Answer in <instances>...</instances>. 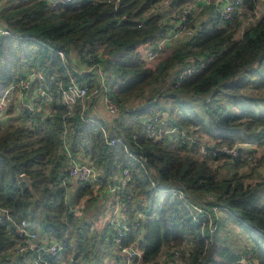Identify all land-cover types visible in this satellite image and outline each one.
Instances as JSON below:
<instances>
[{
  "label": "trees",
  "instance_id": "obj_1",
  "mask_svg": "<svg viewBox=\"0 0 264 264\" xmlns=\"http://www.w3.org/2000/svg\"><path fill=\"white\" fill-rule=\"evenodd\" d=\"M158 1L119 0L114 5L103 0H79L72 5L58 4L52 8L46 0H39L37 12L26 13L18 20H13L12 16L4 19L14 36H0V98L2 92L27 71L40 70L48 80L59 78L65 86L69 83L68 70L61 58L42 44L45 43L63 50L72 68L94 65L103 68L109 78L112 100L119 105L121 113L114 120L115 127L105 126V135L99 125L82 120L80 105L68 113L60 102L58 87L52 85L51 111L44 120V109L23 114L27 120L34 119L30 128L0 120V207L10 211L16 225L25 222L32 229L37 219L44 232L52 231L57 241L66 242L63 250L66 258L96 264L98 237L84 217L70 211L65 200L68 187L62 183L67 175L66 142L72 153L90 157L107 189L123 170H130L133 194L125 211L131 219H141L142 235L138 239L130 233L122 240V245L137 244L143 252L144 264L156 262L164 251L170 257L184 245L191 246L189 264H242L240 255L230 247H212L210 244L215 237L207 242L201 236L200 225L179 196L164 191L165 188L179 190L205 208H229L235 216L222 219L220 224L231 220L241 226L252 242L248 249L252 250L251 261L264 264V203L261 204L260 196L253 190L248 191L239 176L236 179L238 173L229 179H219L205 162L180 157L171 148V133L149 138L142 128L146 117L158 116L157 126L162 130H181L191 137L181 141L183 146H203L190 129L194 118L184 107L181 96L207 94L203 108L208 120L205 129L215 132L221 142L203 154L223 159L218 148L226 143L232 145V138L239 135L243 125V116L230 106L242 104L238 92L252 87L253 79L259 80L256 86L264 87V14L240 39L234 38L233 25L238 17L225 28H220L215 18L199 24L195 17L189 26H197L196 33L186 36L188 40L181 49L153 67L149 53L156 51L157 40L165 39L172 30L168 29V23L161 22L159 14L149 13ZM244 2L247 11L253 13L255 0ZM16 10L11 12L15 14ZM191 56L192 59H187ZM203 62L206 64L199 72L177 83L182 71L177 66L193 67ZM70 71L78 81L88 80L90 86L96 82L93 73L78 76L73 69ZM173 77L176 79L172 93L165 96L170 108L164 109L154 97L134 108L125 107L126 101L143 96L151 85L165 84ZM11 106L7 114L15 110ZM43 128L46 130L41 133ZM177 137L180 140V136ZM117 138L124 139L133 151L143 148L146 165L131 158L122 143L109 144L111 139ZM252 141L264 143V127ZM250 152L254 154L253 150ZM47 165H52L51 185L44 176L43 168ZM22 174L31 178L38 199L27 189ZM79 185L78 197H83L90 191V185ZM209 195L212 200L208 199ZM16 225L0 222V264H31V255H20L13 249L21 242ZM69 225L74 228L73 244L65 239ZM250 227L258 229L262 235ZM107 230L111 229L107 227ZM109 232L115 244L112 231ZM59 260L60 254L51 257L50 263L58 264Z\"/></svg>",
  "mask_w": 264,
  "mask_h": 264
},
{
  "label": "built area",
  "instance_id": "obj_2",
  "mask_svg": "<svg viewBox=\"0 0 264 264\" xmlns=\"http://www.w3.org/2000/svg\"><path fill=\"white\" fill-rule=\"evenodd\" d=\"M78 1L79 0H50V3L54 6L58 4L66 6L75 4ZM103 1L111 2L114 5L119 3V0ZM244 1L245 0H203L205 5H216L218 8L216 20L220 28H225L227 24L232 23L237 19L238 14L244 8ZM163 3L169 5L170 0H164ZM176 18L177 20L175 22V26L171 30L168 37L161 40V42L159 41L158 49L156 51H151L149 53L150 60H154V58L158 56V52L162 49V45L165 42L178 38L182 35L191 37L196 33L197 26H189L195 19L191 8L186 6L182 7V9L177 12ZM0 36H14V33L8 28L6 23L1 20ZM42 44L48 47L50 51L59 55L63 65L68 70L69 83L65 86L62 79L51 78V80H48L44 72L40 70L26 72L15 83L8 86L2 92L0 98V120H2L4 115L7 114L8 108L13 103L12 100L14 97L19 99L18 104L19 107H21V113L29 114L30 112L36 110L42 111V105L51 103L53 101L54 95L52 85H55L59 89L60 102L67 109L68 113H71L76 106L80 105L82 108V120H84V122H92L99 125L103 133L107 135L105 124L98 121V119L91 116L89 113L91 103H95L97 100H100L103 103L105 109L110 115L118 118L121 113L119 105L114 100H112L110 82L105 70L98 65H94L90 68H76L74 66L72 68L71 62L68 60L66 53L63 50L56 49L52 45L45 43ZM205 64L206 62H203L198 66L196 65L192 68L182 70L179 74V81H177V83H179L186 76H190L199 72L205 66ZM72 69L78 74V76L84 75L85 73H93L96 82L90 86L88 85V80L87 83L78 81L77 78L71 74L72 71L70 70ZM32 91H35V93L29 94ZM142 123V128L144 131H146V135L149 138L176 131V134L180 136L181 141L191 139L187 133L181 130H162L161 126H157V123H159L158 116L153 118L146 117ZM115 143H122L125 151L131 158L139 162L142 166L146 165L147 160L145 158L143 148L140 147L136 152L133 151V149L124 139L117 138L111 139L109 141L110 145H114ZM215 143V141L212 145L203 143V146H201L203 153L208 152V148L215 147ZM64 145L67 155V175L64 177L62 184L67 187V179L69 181L73 180L74 182L83 184L98 183L100 181V173L93 161L90 159L86 161L79 160L78 157L69 149V146L66 142H64ZM260 145L261 144L257 141H246L242 145L222 144L218 149L222 157L230 160H242L245 162L248 168H251L252 166L257 165L258 159L256 158L255 154L250 152V150L256 149ZM131 180V172L126 168L118 176L117 181H115V183L108 188L109 197L106 204L107 209L111 213L108 225L112 231L115 245L117 246L121 255V259H119L116 264H144L143 252L137 246V244H130L127 246L122 245V240L130 233H133L138 239H140L142 235L141 219H131L125 211L127 209V201L133 194L130 185ZM163 190L172 192L179 196V199L189 210L193 216V219L200 225L201 236L207 242L208 240L212 241L213 237H215L222 219L235 216V214L225 206H211L210 208H205L204 206L187 198L179 190L174 188H165ZM208 199L212 200L213 197L209 195ZM237 219L241 220L239 217H237ZM0 222H9L13 225H16L10 211L1 207ZM251 229L262 235L258 229ZM16 234L20 238L21 242L16 246L15 252L20 255H31V264H51L50 258L57 257L63 252L66 246V242L64 241L45 242L44 240L40 239L36 231L29 228L25 222L16 225ZM66 238L67 236L65 239ZM183 249L184 248L176 249L173 254L162 263L156 261L151 264H188V262L184 259ZM251 258L252 250H248L246 254L241 256L239 262L242 264H256L251 261ZM75 264L82 263L76 262Z\"/></svg>",
  "mask_w": 264,
  "mask_h": 264
},
{
  "label": "rangeland",
  "instance_id": "obj_3",
  "mask_svg": "<svg viewBox=\"0 0 264 264\" xmlns=\"http://www.w3.org/2000/svg\"><path fill=\"white\" fill-rule=\"evenodd\" d=\"M39 0H0V19H5L7 16H12L13 20L20 19L24 14L26 13H35L38 11L37 2ZM50 7L54 8L50 0H46ZM183 3L178 4L176 2V8L182 9V7L186 6L187 2L186 0H182ZM255 9L252 12L245 11L243 12L242 16L238 18V20L234 23L233 27L235 28V39H240L242 37L243 32L255 21H257L263 14H264V0H255ZM161 7L169 9V7H166V5L163 3V0H159L155 5H153L149 11L150 14H159L160 17L164 15V9ZM248 7V6H247ZM17 9V10H16ZM16 10V13H12L11 11ZM11 12V14H9ZM202 13H200L201 15ZM148 16V14L146 15ZM202 16V15H201ZM213 18V17H212ZM166 19H172L175 20L176 16H172L171 18L167 17ZM214 19V18H213ZM6 20V19H5ZM4 20V21H5ZM161 20L162 23H168L167 21ZM215 20V19H214ZM196 22L199 23L200 17H196ZM172 21V25H173ZM175 24V23H174ZM239 24V25H238ZM170 25V24H169ZM174 27L170 25L169 30ZM162 39L157 40L161 42ZM188 37L186 35H182L178 38L172 39L168 42H165L162 45V49L158 52V56H156L153 60V67H156L160 65L162 62H164L168 57L172 55V53L176 50L181 49L184 44L187 42ZM72 57H75V55H72ZM76 58V57H75ZM193 57H188L187 59H192ZM203 59V58H202ZM108 67V66H107ZM179 70L183 69H189L192 68L189 64H185L184 67L177 66ZM110 70V69H109ZM264 75V72H263ZM176 79V78H175ZM174 77L165 84H154L151 85L149 88L146 89L143 96L136 97L133 99H130L126 101L125 107L127 108H134L136 105L142 104V101H147L149 98L154 97L157 98L159 102H161V105L164 109L170 108V103H166L165 96L172 93L173 89V82L175 81ZM254 84L252 87L249 88H242L238 93L241 95V101L242 104L239 106L232 104L231 107L233 109H236V112L241 113L243 116V125L241 126V132L238 136L233 137L231 142H233L232 145H242L246 141H252L255 138V134L258 133L259 129L264 127V87H258L257 82H259L258 79H253ZM207 94H188V95H182L181 99L183 101L184 107H186L187 111H191V114L193 115L194 122L193 125L190 127L192 133L195 135L194 138L199 140V144L201 142L206 143L207 145L214 144V141L218 138L215 136V132H206V127H208V120L206 119V115L204 113V99H207ZM16 97L13 98V103L15 104L17 101ZM11 104V105H12ZM17 107V105H14L12 108ZM124 107V108H125ZM21 107L18 109L20 110ZM42 108L45 110L44 114L42 116V119L44 120L51 111V103H46L45 105H42ZM246 112V113H244ZM243 113V114H242ZM23 114V113H22ZM22 114L16 113L15 118H11V121H8V125H18V126H26L28 128L32 127L34 125L33 121L34 119H25V116H21ZM7 117V114L4 115ZM128 118V117H127ZM6 119V118H5ZM203 121V122H202ZM128 123L131 124L130 119H128ZM45 127V126H44ZM119 127V125H118ZM46 130V128H43L41 133H43ZM170 133V132H169ZM176 131L174 133H171L170 138H172L171 141V148L178 152L180 157L185 158L188 157H194L199 162H205L211 171L217 175L219 179H229L234 173H238L236 175V179H238V176L241 178L244 187L248 189V191H254L255 194L260 196L262 203H264V196L262 197L261 194L264 193V175L263 172L258 171V169L263 164V159H260L257 163V165H254L250 168L248 172H243L242 167L245 166L244 162H238L233 161L230 159L225 158H215L210 153L203 154V149L201 145H191V147L183 146L181 144V140L176 136ZM38 135V133H37ZM229 142V141H227ZM227 144V143H226ZM205 146V145H204ZM242 164V166H241ZM52 165H47L43 168L44 176L46 177V183H50V177L49 172ZM232 167V169L230 168ZM239 168V169H238ZM238 169V170H237ZM237 171V172H235ZM73 181V180H72ZM71 181V182H72ZM77 185L81 184L79 182H73ZM68 189H66V204L71 212L80 215L86 219L87 222L90 223L91 229H93L94 233L98 234V229L101 228V230L104 229L105 223L109 221V218L111 216V213L108 209H105L104 212V202L100 198V193L106 188L103 186L102 181L100 180L98 183H94L90 185V191L86 193L83 197H78L77 193L74 194L71 189H69V186H67ZM256 187V188H255ZM36 192V190H35ZM262 192V193H261ZM261 193V194H260ZM36 195L38 196V192H36ZM39 198V196H38ZM99 198V199H98ZM107 208V204H106ZM102 210V211H101ZM106 212L108 214H106ZM103 213V214H102ZM228 221V220H227ZM39 222L36 219V222L32 225V229H34L40 239H43L45 242H56L58 239L52 231L44 232L43 229H41V224L39 226ZM226 224H229L228 226L232 228L233 232L229 235H226L228 233L223 229L220 231V235L218 236L220 238V241L223 242V245H219L217 241V235H215L214 242L210 244L212 247H230L235 253L238 255H242L244 253H247L248 249L251 243V240L249 239L247 233L244 231V229L234 223L233 221L229 220ZM236 224V225H234ZM108 227V223H107ZM111 231V230H109ZM108 231V232H109ZM103 233H100L101 237L99 239V243L105 242V238L102 236ZM110 234V233H109ZM69 239V242L71 244L74 243L75 235H74V228L69 225V228L65 231V237ZM103 237V239H102ZM102 239V240H101ZM111 239V234H110ZM115 244H111L110 240H106V247L110 248L113 247ZM17 245L13 247V249H16ZM248 247V248H247ZM97 257H96V264H101L102 259L104 258V255H106V258L108 262H111V254L110 252L104 253V248H97ZM190 249V248H189ZM166 255V252L164 251L162 256ZM258 264V263H257Z\"/></svg>",
  "mask_w": 264,
  "mask_h": 264
},
{
  "label": "crops",
  "instance_id": "obj_4",
  "mask_svg": "<svg viewBox=\"0 0 264 264\" xmlns=\"http://www.w3.org/2000/svg\"><path fill=\"white\" fill-rule=\"evenodd\" d=\"M164 1V0H163ZM186 1H188L187 2V4H186V7H189V8H191L192 9V12H193V14H194V16L195 17H200V21H199V24L202 22V21H208L209 19H211L212 17L213 18H215L216 19V13H217V10H218V8L216 7V5H205V3L203 2V0H186ZM176 2H178V4H180V3H183V1L182 0H170V3H169V5H166V7H169V9H167V8H164V7H161L162 9H164V15H162L161 16V19L162 20H164L165 18H167V17H169V18H171L172 16H175V12L178 10L177 8H176ZM256 2V1H255ZM185 7V6H184ZM244 10L245 11H247L248 10V8H247V4H245V2H244V8H243V10L238 14V18H240L241 16H242V14H243V12H244ZM200 13H202L201 15H200ZM1 21H3V22H5L3 19H0ZM164 21H167L168 22V24H170L171 26H175V21L176 20H172V19H166V20H164ZM172 21L174 22L173 23V25L171 24L172 23ZM174 28V27H173ZM172 28V29H173ZM27 72H29V71H27ZM81 82H86L87 83V80H85V81H81ZM257 84H258V82H257ZM33 93H35V91H32L31 93H29V94H33ZM15 101H17L15 104H12V106L11 107H13L14 105H17V107H15V110L12 112V113H10V114H7V117H5L4 116V118L2 119V120H9V121H11V118H15V117H17L16 116V113L18 112V113H20V114H22L21 113V111L18 109L19 108V99L16 97V100ZM230 108L232 109V111H234L236 114H241V113H238V112H236V109H233L231 106H230ZM89 113H90V115L91 116H93V117H95L96 119H98V121H100V122H102L103 124H105V126H109V127H115V125H116V123L114 122V120L116 119V117H114L113 115H110L108 112H107V110L105 109V107H104V105H103V103L100 101V100H97V101H95V103H91V105H90V109H89ZM21 116H23V114L21 115ZM6 118V119H5ZM257 135V133L254 135V136H256ZM177 136V135H176ZM171 141H172V138H171ZM218 141V142H217ZM215 142L216 143H219V142H221L219 139H217V140H215ZM213 149L215 148V147H212ZM253 150V152H254V154H255V156H256V158L258 159V161L260 160V159H263V164L261 165V167L258 169V171H260V172H263V175H264V143L263 144H261L260 146H258L256 149H252ZM77 157H78V159L79 160H82V161H86V160H88V159H90V157L89 156H86V155H82V154H79V153H76L75 154ZM91 160V159H90ZM92 161V160H91ZM252 169V168H251ZM250 170V168H248L247 167V165L245 164V166L244 167H242V171L243 172H248ZM66 171H67V167H66ZM99 173H100V171H99ZM101 175V174H100ZM62 176H64V175H62ZM72 181V180H71ZM68 181L67 182V185L69 186V189H71L72 191H73V193L74 194H76L77 193V196H78V189H79V186L80 185H77V184H75V183H73L74 181ZM83 184V183H82ZM89 185H91V184H89ZM262 193V192H261ZM260 193V194H261ZM261 196L263 197L264 196V193H262L261 194ZM108 197H109V189H107V188H105L101 193H100V198L102 199V201L104 202V209H103V211L105 212L106 210L105 209H107L106 208V203H107V200H108ZM99 199V198H98ZM102 211V210H101ZM103 214V213H102ZM106 214H108L107 212H106ZM224 221V220H223ZM227 222H229V220L227 221V220H225L224 222H222L221 224H220V227L218 228V232L216 233L217 234V241H218V244L219 245H223V242H221L220 241V238L218 237L219 235H220V231H222L223 229H225V231H227L228 233H226V235H229V234H231L232 232H233V230H232V228L231 227H229L228 225L229 224H226ZM107 223L108 222H106L105 223V226H104V229L103 230H101V228L100 229H98V234H96V236L98 237V241H99V239H100V237H101V235H100V233H103L102 234V236L105 238V242H101V243H99L98 242V245H97V248L99 247V248H101V247H103L104 248V253L107 251V252H110L109 254H111V262L109 263L108 262V260H107V258H106V255H104V258L102 259V262H101V264H116L117 262H118V260L119 259H121V255H120V252H119V250H118V248H117V246L116 245H113V247H114V249L112 248V247H110V248H107L106 247V240H110V243L112 244V240L110 239V232H108V230H107ZM234 225H236V224H234ZM108 227H109V225H108ZM224 227V228H223ZM223 228V229H222ZM92 231H94L93 229H92ZM232 231V232H231ZM110 233V234H109ZM103 237H102V239H103ZM101 239V240H102ZM43 240V239H42ZM252 247V242L250 243V246H249V248H251ZM184 249H183V256H184V259H185V261H187V259H189V257H190V249L189 248H191V246H188V245H184V247H183ZM248 248V247H247ZM98 250V249H97ZM232 250V249H231ZM244 254H246V253H244ZM244 254H242V255H240V257L241 256H243ZM168 258V256L167 255H164V256H160L159 258H158V260H157V262H160V263H162L163 261H165L166 259ZM69 258H66L65 257V255H63V252L60 254V260L58 261V264H75L76 262L75 261H73V259H69V261H68V263H67V260H68ZM188 262V261H187ZM189 264V263H188ZM248 264V263H247ZM257 264V263H256Z\"/></svg>",
  "mask_w": 264,
  "mask_h": 264
},
{
  "label": "water",
  "instance_id": "obj_5",
  "mask_svg": "<svg viewBox=\"0 0 264 264\" xmlns=\"http://www.w3.org/2000/svg\"><path fill=\"white\" fill-rule=\"evenodd\" d=\"M21 178L23 180V182L25 183L27 189L30 191V193L32 194V196L35 198V199H38V196L36 195V192L33 188V184H32V180L31 178L26 175V174H22L21 175Z\"/></svg>",
  "mask_w": 264,
  "mask_h": 264
}]
</instances>
